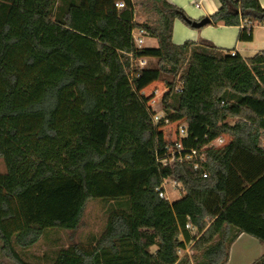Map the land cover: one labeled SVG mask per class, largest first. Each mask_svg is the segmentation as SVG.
<instances>
[{"label":"trees","instance_id":"16d2710c","mask_svg":"<svg viewBox=\"0 0 264 264\" xmlns=\"http://www.w3.org/2000/svg\"><path fill=\"white\" fill-rule=\"evenodd\" d=\"M153 2L151 24L135 21L133 0H0V242L15 264H32L15 246L76 229L90 199L112 203L103 231L55 250L49 264H224L239 234L264 243V50L242 58L175 44L174 19L193 20ZM219 2L209 24L241 25L240 40L264 22L258 0ZM135 29L157 45L138 47ZM139 57L156 67L139 68ZM162 75L180 81L177 91L166 82L165 118L186 122L199 143L230 136L207 150L206 177L156 160L164 119L153 124L141 92ZM164 178L181 183V198L158 197ZM190 241L191 254L179 255Z\"/></svg>","mask_w":264,"mask_h":264},{"label":"rangeland","instance_id":"374dc122","mask_svg":"<svg viewBox=\"0 0 264 264\" xmlns=\"http://www.w3.org/2000/svg\"><path fill=\"white\" fill-rule=\"evenodd\" d=\"M135 3L134 19L138 22H148L156 23L159 19L158 13L154 9L153 0H133ZM136 32V29H135ZM147 39L142 40L141 45L144 46L147 43ZM101 49V47H100ZM157 64L156 58L148 57L146 58V68H155ZM179 76L174 78L170 75H162L158 80L152 82L146 88L142 90L144 95L152 97L154 91H157V104L156 108L159 110L160 107V96L167 90V83L174 81L175 86L179 85ZM171 127L167 126L165 128L166 137L169 138L171 135ZM5 171L4 163L0 158V173ZM172 179L168 181L165 185L167 200L173 202L184 194L183 187L177 189L172 186ZM182 186V185H181ZM112 205L111 202H106L100 199H90L87 201L81 220L74 230H47L43 235L28 248H20L15 246L16 251L19 253L21 258L32 264H49L50 258L53 256L55 250L61 247H67L70 244L82 243L85 244L88 242L91 236L99 235L106 223V218L108 215V210ZM193 235L196 234V231H191ZM189 247V246H188ZM155 246L150 248V251H154ZM191 250L189 247V253ZM0 264H15L12 260L7 258L1 251V242H0Z\"/></svg>","mask_w":264,"mask_h":264},{"label":"crops","instance_id":"0c3cea01","mask_svg":"<svg viewBox=\"0 0 264 264\" xmlns=\"http://www.w3.org/2000/svg\"><path fill=\"white\" fill-rule=\"evenodd\" d=\"M170 4L180 7L192 20L213 14L220 7L219 0H167ZM264 7V0H258ZM198 3V6L195 4ZM241 25L206 24L195 28L176 18L172 25V42L181 44L186 40L197 44L212 45L223 50L238 53L242 58H248L264 50V26L255 25L250 40L238 39ZM147 39L145 47H155L156 39ZM141 47H143L141 45ZM264 253V243L255 237L241 233L233 241L229 249L228 260L224 264H250Z\"/></svg>","mask_w":264,"mask_h":264},{"label":"built area","instance_id":"2783aa9c","mask_svg":"<svg viewBox=\"0 0 264 264\" xmlns=\"http://www.w3.org/2000/svg\"><path fill=\"white\" fill-rule=\"evenodd\" d=\"M198 3L195 4V6ZM115 7L121 8L123 7V3L121 1H116L114 3ZM257 25H263L264 22L259 23ZM132 36L134 39L135 44L138 47H141L142 38L149 37V33L142 29H136L132 32ZM231 54H234L232 51ZM131 57V54H129ZM146 58L148 57H139L136 59H131V62L138 65L139 68H146ZM179 85L174 86V89L177 91L180 88V81ZM143 94V92H141ZM163 94V93H162ZM161 94V96H162ZM148 97V95H145ZM157 91L153 93L152 97H148V106L151 109V120L154 125L158 124L159 121L163 118L164 127L170 126L172 131L169 138L166 137L165 133V140L166 143L164 145V151L161 155H157V162L162 166H173L175 163L178 162H187L191 165L192 169L195 173L200 174L202 177L207 176L205 162H206V154L207 150L209 149H219L224 147L230 140V136L227 133H221L215 136L212 139L205 140L202 143H199L197 137L191 139V134L188 128V125L184 121H175L170 122L168 118H165V114L162 109H157L156 104L158 101ZM160 96V98H161ZM206 135L204 139H206ZM264 143V140H263ZM170 181V178H164L161 183L155 188L157 191L158 197L167 199L166 195V183ZM172 186L181 189V183L175 180H172ZM185 229L193 231L195 228L192 226L191 222L188 221L185 224ZM196 231V230H195ZM193 241H190L184 250H178V254L182 255L184 253H189V247ZM189 246V247H188Z\"/></svg>","mask_w":264,"mask_h":264},{"label":"water","instance_id":"95a60500","mask_svg":"<svg viewBox=\"0 0 264 264\" xmlns=\"http://www.w3.org/2000/svg\"><path fill=\"white\" fill-rule=\"evenodd\" d=\"M209 22H210L209 17L205 16V17H202L200 20H193L191 25L192 27L198 28V27L208 24Z\"/></svg>","mask_w":264,"mask_h":264}]
</instances>
